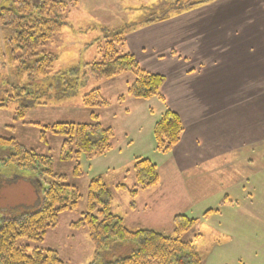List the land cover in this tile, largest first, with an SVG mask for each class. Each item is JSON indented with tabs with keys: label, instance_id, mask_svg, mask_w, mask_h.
Returning a JSON list of instances; mask_svg holds the SVG:
<instances>
[{
	"label": "rangeland",
	"instance_id": "1",
	"mask_svg": "<svg viewBox=\"0 0 264 264\" xmlns=\"http://www.w3.org/2000/svg\"><path fill=\"white\" fill-rule=\"evenodd\" d=\"M74 1L75 5L67 14L69 25L46 44L45 48L56 56L47 78L16 77V62L6 44L8 31L0 26V136L14 138L27 149L49 156L53 173L63 175L62 181L76 186L81 194L76 208L60 213L57 226L48 229L42 241L20 239L18 243L30 248L55 249L67 264H90L93 246L87 229L75 228L72 222L80 219L86 209L91 179L102 178L110 191L111 212L124 216L129 226L154 227L171 235L168 220L175 212L181 213L188 208L182 194L186 197L189 192L178 186L170 187V175L165 172L167 156L154 152L147 158L156 165L158 191L139 194L135 210L131 211L128 191L118 190L116 184L132 187L128 183L131 182L128 158L131 154L149 155L154 150L153 126L164 112L165 102L156 97L135 99L128 96L126 91L133 81L131 72L96 79L82 76L84 65L100 59L104 37L114 31L125 32L124 49L127 50L126 36L131 31L166 22L221 0H202L188 8L191 0ZM10 3L11 0L1 2L3 6ZM94 88H98L108 101L107 106H82V96ZM90 112L97 113L103 127L112 129L111 148L103 154L80 156L81 175L77 176L73 174L74 159L60 158L62 137L46 127L56 122H88ZM224 162L229 164L228 168ZM216 163L221 166L219 177L211 180V197L203 204H210L211 199L212 206L220 207H210L218 216L210 215L204 220L202 214L207 207H192L187 214L198 218L199 222L183 234L182 239L194 241L204 264H264V144L236 151ZM181 185L186 184L181 181ZM41 187L31 171L0 167V221L33 210ZM223 198L232 206H221L218 200ZM143 205L149 206L145 209ZM133 247L132 243L111 242L103 252V259L125 256Z\"/></svg>",
	"mask_w": 264,
	"mask_h": 264
},
{
	"label": "trees",
	"instance_id": "2",
	"mask_svg": "<svg viewBox=\"0 0 264 264\" xmlns=\"http://www.w3.org/2000/svg\"><path fill=\"white\" fill-rule=\"evenodd\" d=\"M1 2L0 26L8 31L6 44L10 47L12 60L16 62V77L26 75L31 80L49 77L56 56L45 48L46 44L69 25L67 14L75 1L11 0L8 6H3ZM200 3L202 0H191L186 8ZM124 33L117 30L104 37L100 59L85 64L82 76L109 79L131 72L133 81L128 85V96L135 99L156 97L164 102L161 93L163 76L144 69L137 58L124 49ZM81 104L88 108H100L107 106L108 101L101 96L98 88H94L82 96ZM89 116L88 122H56L46 127L62 137L60 158L74 159L73 174L77 176L81 175L80 156L103 154L111 148L112 129L98 122L97 113L90 112ZM183 129L178 114L166 107L153 126L155 151L165 153L171 150L180 140ZM0 152L1 168L31 171L42 185L33 210L0 221V264H67L59 258L55 249L30 248L18 241H42L46 231L57 226L60 213L76 208L81 198L78 188L64 183L63 175L53 173L49 156L27 149L14 138L0 136ZM132 171L134 184L131 188L122 183L116 186L127 190L131 197L158 182L156 165L147 157H136ZM110 199V191L102 178L91 179L86 209L80 219L72 222L75 228L87 229L93 246L90 264H204L194 241L182 239L183 234L197 226L198 218L185 214L173 216V235L152 229L131 230L120 216L111 212ZM216 213V210L208 209L203 212L202 218L206 220ZM111 242L132 243L134 247L125 256L104 260L103 252Z\"/></svg>",
	"mask_w": 264,
	"mask_h": 264
},
{
	"label": "crops",
	"instance_id": "3",
	"mask_svg": "<svg viewBox=\"0 0 264 264\" xmlns=\"http://www.w3.org/2000/svg\"><path fill=\"white\" fill-rule=\"evenodd\" d=\"M126 48L143 68L163 76L165 106L178 114L184 128L180 140L163 153L170 187L189 192L186 197L182 194L188 208L168 220L172 233L173 216H191L187 213L196 205L219 207L212 206L211 199L203 204L211 197V180L219 177L218 159L264 144V0H221L197 7L131 31ZM150 152L128 158L130 185L134 184V159L150 158L157 151ZM158 184L139 190L134 198L128 196L131 211L137 196L153 194ZM218 201L223 207L232 206L224 198ZM120 217L129 229L160 231L129 226Z\"/></svg>",
	"mask_w": 264,
	"mask_h": 264
}]
</instances>
